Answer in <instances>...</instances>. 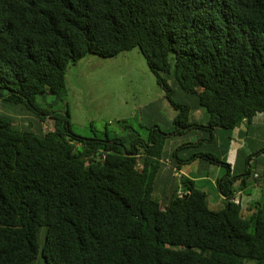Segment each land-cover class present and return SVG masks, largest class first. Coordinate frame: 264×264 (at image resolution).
Returning a JSON list of instances; mask_svg holds the SVG:
<instances>
[{
    "label": "trees",
    "instance_id": "1",
    "mask_svg": "<svg viewBox=\"0 0 264 264\" xmlns=\"http://www.w3.org/2000/svg\"><path fill=\"white\" fill-rule=\"evenodd\" d=\"M136 48L180 111L172 132L76 135L69 110H53L69 66ZM0 106L20 110L0 112V264H264V201L234 202L241 176L212 151L264 113V0H0ZM192 130L206 137L170 153L169 137ZM189 146L201 153L180 157ZM197 159L226 169L219 211L186 177L183 195L156 197L166 161Z\"/></svg>",
    "mask_w": 264,
    "mask_h": 264
},
{
    "label": "rangeland",
    "instance_id": "2",
    "mask_svg": "<svg viewBox=\"0 0 264 264\" xmlns=\"http://www.w3.org/2000/svg\"><path fill=\"white\" fill-rule=\"evenodd\" d=\"M67 95L64 102H58L53 105V110L58 112H70V122L76 135L82 138H105L108 133L110 137L129 136L131 130L139 132L143 137H147L153 129L160 126L164 132H172L173 123L179 114L170 102L166 99V94L159 85L157 77L153 74L147 64L146 59L138 48L123 52L116 57L101 58L90 54L75 65H70L66 77ZM54 96H47L45 107L55 102ZM173 99L177 103L187 101L186 95L175 87ZM0 112L17 115L19 108L11 109L8 106H0ZM30 115L38 121V114L35 110L29 111ZM264 116V113H263ZM21 120H27L30 116H20ZM192 121L200 124H206L208 118L196 112L192 114ZM21 124L27 125L22 121ZM45 130H53L54 121L46 117L42 124ZM129 126L131 129L125 128ZM226 133V132H225ZM221 134L222 142L218 144V153L220 156H227L225 160H231L233 172L243 174L252 166V170H257L264 176V139H259L256 143H249L246 152H235L230 154L231 142L240 140V132H232L226 135ZM193 136L186 134L184 136H175L177 146L180 147L191 141ZM169 145H167V149ZM177 149V148H176ZM201 153L196 147L189 146L179 155L182 158ZM223 154V155H222ZM251 157V160H249ZM199 161L207 163L204 159ZM169 164H167L168 166ZM197 166L185 167L188 172L196 175ZM204 181L208 194L209 207L212 210L219 211L224 205L218 206L216 199L219 191L216 186L211 184L212 178H215L217 167L211 166ZM225 170V169H224ZM223 170V171H224ZM195 172V173H194ZM226 170L222 172L224 175ZM178 176L172 178L174 185L179 188V193L183 195L184 190L181 184L179 172ZM234 174V173H233ZM193 175V176H194ZM203 181L198 184L201 187ZM162 185L159 183L156 191V197H162ZM201 190V188H200ZM203 191V190H202Z\"/></svg>",
    "mask_w": 264,
    "mask_h": 264
},
{
    "label": "crops",
    "instance_id": "3",
    "mask_svg": "<svg viewBox=\"0 0 264 264\" xmlns=\"http://www.w3.org/2000/svg\"><path fill=\"white\" fill-rule=\"evenodd\" d=\"M197 112L200 113L201 115H204L201 110H198ZM234 132H240L239 133L240 134V140L238 142H234V141L231 142L230 148H229L230 154H233L237 151L240 153L243 152L245 155L248 154V152H246V150H247L246 147L248 146L249 143H256L259 139H264V116H263V113L258 114V116H256V118L254 119L252 124H250V125L243 124L238 129H236ZM187 134H191L193 136V139L191 141L197 140V142H188L189 144H197L198 145L199 141L200 140L203 141V138L206 137V133L201 131V130H192ZM217 142H218V144H220V142H222V138L217 137ZM177 143L178 142H177V140H175V136L169 137V139H168V145H169L168 150L170 151V153L175 151L176 148H178ZM218 144H217V146L212 148V151H217V153L220 151L218 149ZM205 149H206V147H205ZM206 150H209V148H207ZM221 157H222V160L226 164L231 166L232 173H234L233 175L241 176L238 178V180L234 184V189H236L237 192L235 194V197L233 198V201L241 204L243 207H249L253 203L264 201V184H263V182H260L258 184L256 182H253L252 180H248V181H246L247 185L245 187V185H243V179H242V177L245 175V173L236 174L235 172H233V165L234 164L231 162V160L226 162L225 160L227 159V156L226 157L221 156ZM249 160H251V157ZM247 164H248V167L250 168L249 170H251V172L254 174V177L256 178V176L259 174V172L256 169L252 170L251 169L252 166H251V164H249V162ZM190 165L191 166H197L196 167V173L194 172L196 175H194L193 172H188V169L185 168V167H188ZM211 166H216V165H209L208 163H204V162L199 161V159L193 161L192 163H189V164L182 166L181 170H178L176 168L175 169L170 168L169 166H167L164 163V167H163L161 174H160V181L158 183H160L162 185L163 189L172 188V185L175 186L174 182L172 181L173 180L172 178L178 176L177 173L179 172L180 176L183 175L182 177H186L190 180L195 181L197 188H199V189L201 188V190L204 191L207 189V186H208L207 184L204 183V181L206 180L207 177H210V174H207V173H208L209 169L211 170V168H210ZM216 167L218 168L217 172H216V176H215V178H212L213 180H212L211 184L213 185V187L216 186L218 189L219 188L218 187L219 186L218 181L223 176H225L226 172L224 175L222 174V172H224L226 169L222 165L216 166ZM259 175H261V174H259ZM202 181H203V184L201 185V187H198V184ZM218 191H219V189H218ZM225 199L226 198L219 191V196L216 199V204L218 206L224 205Z\"/></svg>",
    "mask_w": 264,
    "mask_h": 264
},
{
    "label": "built area",
    "instance_id": "4",
    "mask_svg": "<svg viewBox=\"0 0 264 264\" xmlns=\"http://www.w3.org/2000/svg\"><path fill=\"white\" fill-rule=\"evenodd\" d=\"M166 163L169 164L170 162L169 161H166ZM168 166H170V165H168Z\"/></svg>",
    "mask_w": 264,
    "mask_h": 264
}]
</instances>
